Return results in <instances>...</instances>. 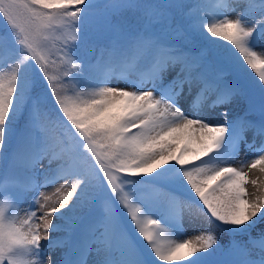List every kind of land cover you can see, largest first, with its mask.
<instances>
[{"label":"snow or ice","instance_id":"6c2138e0","mask_svg":"<svg viewBox=\"0 0 264 264\" xmlns=\"http://www.w3.org/2000/svg\"><path fill=\"white\" fill-rule=\"evenodd\" d=\"M256 169L264 0H0V264H264Z\"/></svg>","mask_w":264,"mask_h":264},{"label":"rangeland","instance_id":"374dc122","mask_svg":"<svg viewBox=\"0 0 264 264\" xmlns=\"http://www.w3.org/2000/svg\"><path fill=\"white\" fill-rule=\"evenodd\" d=\"M130 78H133L134 79V78H136V76L133 77V76L130 75ZM110 83H112V84L119 83V85L121 87H123L124 86V79L123 78L113 79L112 81H110ZM244 155H245V153L242 151L240 153V156L243 157ZM248 155H252V153H248ZM234 166H239V161L234 162ZM249 176L251 178H257V177H259L261 181H264V173L259 172L258 169L253 170L252 172H250L249 173ZM247 188H248L249 193H252V192H255L256 191V189L251 184H249L247 186ZM42 191H44V192H46L48 194H51L54 191V187L44 188V189H42ZM142 195H144L145 197H147L148 199H151V200L157 199L156 194L153 193L152 191H150L149 188H145V191L142 193ZM21 215H23L22 212H21ZM186 227H187V225H186ZM187 231L190 233L192 231L191 227H187Z\"/></svg>","mask_w":264,"mask_h":264},{"label":"trees","instance_id":"16d2710c","mask_svg":"<svg viewBox=\"0 0 264 264\" xmlns=\"http://www.w3.org/2000/svg\"><path fill=\"white\" fill-rule=\"evenodd\" d=\"M186 2H188V3H195L196 2V0H186ZM112 70H115V71H117L118 69H119V65L118 64H116V63H112ZM136 71L135 70H133V71H131V73L130 74H133V73H135Z\"/></svg>","mask_w":264,"mask_h":264}]
</instances>
